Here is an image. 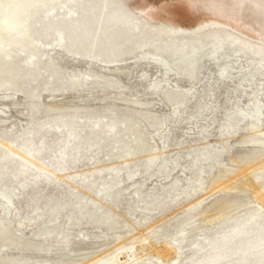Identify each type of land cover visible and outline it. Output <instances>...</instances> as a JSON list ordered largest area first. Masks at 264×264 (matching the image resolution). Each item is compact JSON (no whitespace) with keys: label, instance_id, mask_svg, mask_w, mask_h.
Segmentation results:
<instances>
[{"label":"rangeland","instance_id":"obj_1","mask_svg":"<svg viewBox=\"0 0 264 264\" xmlns=\"http://www.w3.org/2000/svg\"><path fill=\"white\" fill-rule=\"evenodd\" d=\"M148 1L130 4L176 42L109 63L37 33V74L0 64V83L17 84L0 87V264H264L260 194L240 173L264 161L245 142L250 123L264 129L263 19L249 0ZM65 11L40 12L37 29ZM209 20L233 34L194 31Z\"/></svg>","mask_w":264,"mask_h":264},{"label":"bare ground","instance_id":"obj_2","mask_svg":"<svg viewBox=\"0 0 264 264\" xmlns=\"http://www.w3.org/2000/svg\"><path fill=\"white\" fill-rule=\"evenodd\" d=\"M207 1L206 3H209L207 5L211 6V8L219 7L220 5L219 0ZM245 1L246 0H234L235 4L240 6ZM249 1L255 5V11L258 10L263 19V23L260 24V32L258 33L261 41H256L258 49L254 50V53L256 52L257 54L264 55V0ZM74 6H76V8H74ZM57 7L60 9L65 8L67 9L65 12L71 14L67 18L66 15L61 20L56 21L55 28H53L50 23L43 27V29L38 30L35 25V18L40 15V12H52ZM151 15L148 10L144 8L138 10L132 7L130 0H0V64H6V66L11 69L14 62H23L35 69L34 74H37V59L38 56L44 52L41 48L43 41H40L36 37L37 33H40L43 38L54 36L52 40L54 42H56L57 39L60 41L65 40V44L68 48L88 56L95 55L100 60L109 63L130 52L134 47L145 46L149 41L158 40L161 36L166 37L168 39L167 41L175 40L176 42L178 31L176 30V32L168 26L159 24L160 22L156 24L157 21L154 22V17ZM139 16H141L142 19L138 21L137 18ZM233 18L237 19L236 17ZM195 29L194 31L203 34H214L218 31L227 32V34L230 35L233 34L232 31L229 30L228 25L217 20L203 21ZM196 32L193 33L192 31L193 35L196 34ZM187 33H189V31H187ZM183 38H185V36ZM243 38L246 39L245 37ZM52 41L44 42L48 50L53 49L54 45ZM185 72L189 78L194 76L193 68H189ZM1 86L15 87L17 84L10 80H6L4 83H0V87ZM259 122L250 123V126H248L249 133L245 142L264 147V129ZM2 145L7 147L8 144L2 143ZM9 147L11 146L9 145ZM9 150L17 153V150L15 151L12 148H9ZM17 154L21 156L20 153ZM22 158L27 160L26 156ZM240 173L245 180L243 184L253 186L256 192L260 194L258 203L260 207L257 211L259 214L263 213L264 161L262 160L257 167L255 166L248 170V173H245V171ZM230 183L229 185L226 184L227 188H238L237 184ZM5 212H9V209L6 208ZM229 215L228 213H222L212 217L211 220L222 219L223 221L224 219H230L231 217H229ZM253 217V215H250L242 218L237 224L243 225L249 222ZM52 228L54 229L55 225L46 227L45 230H51ZM6 239H9V228L4 220H0V241ZM27 245L28 242L24 244V246ZM232 255V253L227 251L223 252L218 262ZM254 262L257 263L258 261L255 260Z\"/></svg>","mask_w":264,"mask_h":264}]
</instances>
